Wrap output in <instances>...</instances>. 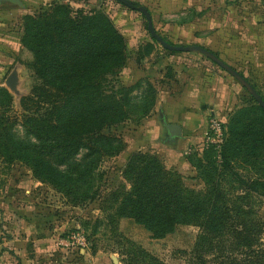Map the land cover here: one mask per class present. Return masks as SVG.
Returning a JSON list of instances; mask_svg holds the SVG:
<instances>
[{
	"label": "rangeland",
	"instance_id": "rangeland-1",
	"mask_svg": "<svg viewBox=\"0 0 264 264\" xmlns=\"http://www.w3.org/2000/svg\"><path fill=\"white\" fill-rule=\"evenodd\" d=\"M67 1H71L75 6L88 1L90 4L102 6L114 20L119 31L126 32L124 34L128 41L129 63L121 77L126 83L131 81V78L132 81H136L138 77L145 79L129 91L126 105L128 119L102 132L105 139L98 142L106 144L103 154H96L89 159L98 161L100 158V164L95 166L98 168L87 173L89 176L84 181H71L68 186L74 195H88L89 198H93L88 200L87 204L74 205L67 196L66 188L60 184V178L51 176L52 178L43 179L35 174L31 164L24 162L26 158L14 154L13 161L10 162L9 155L0 152V264H135L133 261L137 260L133 258L138 255L139 258H146L149 261L157 260L159 264H221L218 235H206L198 225H180L173 233L163 238H155L134 219L119 218L114 212L116 195L123 192L124 186L130 188L124 179L129 159L136 152H148L156 154L169 170L180 173L185 185L196 192L211 190L212 185L206 184L202 178L205 171L221 174L219 186L228 197L221 205L253 207L264 219V195L254 193L252 198L248 197L242 201L231 198V193L236 197L242 195L243 191L255 188L264 192V185H255L252 181L260 179L264 183V164L256 169L240 163L233 166L232 172L243 177L245 184L223 173L221 148H216V139L210 124L202 143L189 149L185 155L187 161L178 163L177 166L168 163L167 165L165 157L154 150L144 148L136 151L137 141L142 132L141 127H144L143 122L153 113L144 115L143 111L153 101L156 107L159 89L166 82L164 78L174 72L173 67L166 66L167 62L171 66L176 65L170 56H181L184 63L187 62V57L205 61L214 67L216 73L221 68L197 53L173 54L158 42L143 45L137 54L138 42L141 39V41L150 39L145 29V21L141 14L111 0H51L40 10L49 12L56 2ZM132 1L150 10L158 32L175 45L193 43L185 39L182 33L176 30L175 25L166 21L186 15L184 14L186 10L191 8L204 11L205 16L199 25L193 26L192 31L203 29L202 27L216 30L213 34H208L209 39L201 40L199 43L218 55L221 54L222 59L243 72L264 96V28L257 31L245 16L250 10L264 11V0ZM219 25L229 27L232 45L237 46L233 52L226 50L220 43ZM254 30L259 35L251 32ZM22 36L23 32L18 71L12 72L16 75L14 87L7 85L8 71L0 75V124L5 129L7 138L9 134L20 145L28 146L38 142L36 136L28 132L24 118L25 115H33V111L38 107L32 106L36 98H33V103L27 100L28 97H33L38 82L33 68L34 53L23 46ZM247 41L251 43L248 59L239 54L240 51H244ZM251 55H255V58L252 59ZM137 61L142 62L140 67L136 64ZM223 73L226 75L224 78L232 81L231 84L239 90L236 94L239 105L233 109L227 121L222 123L225 141L232 117L237 111H242L249 105L245 104L249 92L228 73L224 71ZM108 79L109 89L118 87L115 78ZM23 102L27 107H32L31 112L24 110ZM41 108L40 110L44 112L43 105ZM9 144L13 148L15 142L11 140ZM87 153L85 147L80 148L73 154L72 161L83 167L87 161L85 160ZM50 157L52 158L51 155ZM139 262L143 263L141 260Z\"/></svg>",
	"mask_w": 264,
	"mask_h": 264
},
{
	"label": "trees",
	"instance_id": "trees-1",
	"mask_svg": "<svg viewBox=\"0 0 264 264\" xmlns=\"http://www.w3.org/2000/svg\"><path fill=\"white\" fill-rule=\"evenodd\" d=\"M88 2L80 6L71 1L56 2L49 12L37 9L34 14L23 17L22 44L34 53L33 68L38 82L33 97L27 98L31 103L36 98L32 106L38 107L33 115L24 118L28 132L36 136L38 142L22 146L11 135L7 134L10 139L7 138L0 124V152L8 154L10 162L14 154L26 158L24 162L31 164L35 174L43 179L60 178V184L76 206H83L93 198L74 195L68 187L70 182L84 181L89 176L87 173L98 168L95 166L100 164V158L91 162L89 159L103 154L106 144L98 142L105 139L102 132L128 119L129 91L145 79L138 77L132 81L131 78L128 83L124 82L121 74L129 63L126 35L119 31L102 6ZM142 17L151 41L157 43ZM142 46L138 47L137 54ZM136 64L140 67L142 62ZM108 78H115L118 87L109 89ZM246 79L264 100L257 86ZM247 98L245 104L249 105L232 117L228 136L221 146L223 173L241 184H245L243 177L232 172L236 163L255 169L264 164V109L249 93ZM41 105L44 112L40 110ZM23 106L25 111L31 112L32 107L24 102ZM154 108L153 101L143 114L152 113ZM11 140L15 142L13 148L9 144ZM82 147L88 150L83 167L72 161L73 154ZM220 176L205 171L202 178L212 185L211 190L196 192L185 185L180 173L165 167L156 154L136 152L124 171L130 188L126 185L123 192L116 195L114 212L119 218L134 219L155 238L173 233L180 225H198L206 235H218L221 264H264V219L253 207L221 205L228 197L220 189ZM252 181L255 185H264L260 179ZM243 192L236 197L231 193V198L242 201L252 198L254 193L264 195L259 188ZM133 259L138 261H133L135 264H140L139 260L142 264H159L157 260L149 261L139 255Z\"/></svg>",
	"mask_w": 264,
	"mask_h": 264
},
{
	"label": "crops",
	"instance_id": "crops-1",
	"mask_svg": "<svg viewBox=\"0 0 264 264\" xmlns=\"http://www.w3.org/2000/svg\"><path fill=\"white\" fill-rule=\"evenodd\" d=\"M20 1L23 7L10 2L0 4V75L8 71V77L13 71H18V58L22 50L20 40L23 16L45 7L51 0ZM184 14L186 15L177 16L176 19L166 22L175 25L176 30L193 43L188 45L202 46L199 42L209 39L208 36L216 29L202 27L203 29L192 31L194 25H199L205 12L191 8ZM245 16L257 31L264 28L263 10H250ZM229 32V27L219 25L220 43L226 50L233 52L237 46L232 45V35H229ZM251 32L259 35L255 30ZM141 40L138 42L139 46L152 42L151 39ZM249 46L251 43L247 41L244 51L239 52L247 59L250 56ZM219 55L222 58L221 54ZM251 57L254 59L255 55ZM258 57L262 58L261 55ZM170 59H173V62L175 61L173 64L176 65L171 66L167 62L166 66L173 67L174 72L168 75L170 78H164L166 82L165 86L159 89L158 103L152 115L144 120V127H141L142 132L137 141L136 151L144 148L154 150L165 157L166 164L177 166L178 163L187 161L185 155L189 149L202 143L212 120L221 123L227 121L230 113L239 105L236 99L239 90L231 84L232 81L224 78L226 75L221 69L216 73L214 67L205 61L187 57L188 60L184 63L181 56H170ZM228 64L233 65L230 62ZM165 124L178 125L181 128V136L171 139Z\"/></svg>",
	"mask_w": 264,
	"mask_h": 264
},
{
	"label": "water",
	"instance_id": "water-1",
	"mask_svg": "<svg viewBox=\"0 0 264 264\" xmlns=\"http://www.w3.org/2000/svg\"><path fill=\"white\" fill-rule=\"evenodd\" d=\"M119 3L123 4L126 7H129L139 13H141L146 21L147 27L150 35L167 51L171 52H185V53H197L201 54L221 69L225 70L231 77H233L236 81H238L248 92L252 95L258 104L264 109V100L261 95L257 92V90L253 87V85L244 77L241 73L235 70L232 66L224 62L219 56L213 53L211 50L201 46V45H174L167 42L162 35H160L155 29L153 23V17L148 8L144 6H137L132 0H115ZM3 2H10L15 5H19L23 7V3L20 0H0V4ZM16 82V75L13 73L7 79V85L11 88L14 87ZM166 129L168 130L169 137L171 139H177L181 136V128L178 125H168L165 124Z\"/></svg>",
	"mask_w": 264,
	"mask_h": 264
},
{
	"label": "built area",
	"instance_id": "built-area-1",
	"mask_svg": "<svg viewBox=\"0 0 264 264\" xmlns=\"http://www.w3.org/2000/svg\"><path fill=\"white\" fill-rule=\"evenodd\" d=\"M210 126L214 132L215 145L217 149H220L224 143V128L223 124L218 120H212Z\"/></svg>",
	"mask_w": 264,
	"mask_h": 264
}]
</instances>
